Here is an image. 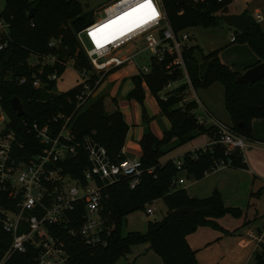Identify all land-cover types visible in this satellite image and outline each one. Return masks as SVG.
I'll return each instance as SVG.
<instances>
[{
  "label": "trees",
  "instance_id": "trees-1",
  "mask_svg": "<svg viewBox=\"0 0 264 264\" xmlns=\"http://www.w3.org/2000/svg\"><path fill=\"white\" fill-rule=\"evenodd\" d=\"M161 2L169 25L173 31L178 32L190 27L209 28L219 25L222 22L220 15L230 12L228 7L232 0ZM31 7H34V13L32 17H28ZM0 18L6 24V32L0 34V43L6 44L0 49V102L8 117L7 126L15 132L16 142L12 156L17 160L26 161L31 154L38 152L41 145L32 124L41 126L49 123L57 130L63 120L58 118V121L54 122L52 119L64 115L69 118L67 127L79 145L75 155L59 163L63 173L79 182H85L84 171L91 167L83 147L85 138L103 146L109 162L116 163L126 158L122 147L128 124L121 111L115 108L108 112L104 95L90 99L91 95L78 104L76 94L79 85L56 93V80L49 81L46 78L47 74L54 70L60 76L69 60L78 72L86 71L93 78H97L76 37L78 31L93 21L92 16L82 13L79 1L4 0ZM233 36L232 42L246 43L251 47L257 56L256 63L264 62V30L260 24L255 23L243 33L233 31ZM53 39L58 41V44L49 46ZM219 50L203 53L197 44L184 48L181 55L185 71L195 91L207 88L216 81L222 84L225 108L231 119L229 126L234 133L248 140L253 135L252 120L264 118V78L252 84L235 82V77L240 72L220 61ZM31 55L38 59L53 56L56 62L54 65L44 66L41 70L40 63L30 64ZM149 65L148 73L131 76L134 87L127 95L128 99L134 98L141 102L143 117L145 110L142 104L144 94L141 80L145 81L150 92L156 94L170 83L185 78L175 55H164L161 59L151 57ZM113 70L100 73L106 77ZM34 76L41 79L40 87L32 85ZM187 85V82L180 83L166 91L164 96L156 98L161 112L170 122V129L158 138L146 128L139 140V163L143 169L140 182L131 189L128 178L123 176L107 185L101 179L95 178L102 194L99 214L105 225L110 227L106 236L107 242L105 245L89 246L79 235L64 236L65 249L69 254L68 264H113L120 257L129 254L135 244H147V249L156 252L162 258L163 264H198L196 250L188 245L186 235L194 232L199 226L222 230L215 221L216 218L226 213L236 216L240 214L238 209L224 205L216 189L208 197H190L184 187L174 183L179 171L200 180L206 173L220 166L248 169L242 152L238 149L226 153L222 144L211 143L203 148L185 152L180 157V168H177L174 159L160 161L165 153L161 146L172 139L176 142L173 146L184 143L198 133L213 134V139H217L216 130L212 125L199 122L196 114L199 107L197 101H184L182 92ZM14 96L20 100L23 114L18 115L11 108L10 100ZM148 169L151 171L148 172ZM261 191L262 189H258L254 194L259 195ZM156 199H162L167 206L163 217L160 220H148L146 231L143 233H124L122 228L126 216L137 210H144L147 204ZM0 205L11 206L1 191ZM181 207H192L196 209V213L184 214L179 218L174 210ZM71 214L77 218L72 227L77 228L83 216L81 205L75 204ZM10 245L11 236L3 230L0 222V264H38L36 252L32 247L28 246L25 252H10ZM254 264H264V248L255 254Z\"/></svg>",
  "mask_w": 264,
  "mask_h": 264
},
{
  "label": "built area",
  "instance_id": "built-area-1",
  "mask_svg": "<svg viewBox=\"0 0 264 264\" xmlns=\"http://www.w3.org/2000/svg\"><path fill=\"white\" fill-rule=\"evenodd\" d=\"M144 2L145 0H114L103 7L101 18L93 19L76 33L89 63L93 70L99 73L115 70L125 64H134L137 73H148L150 62L138 66L135 61L136 56L144 50L151 54L150 58L161 59L164 55H175L176 62L179 63L190 85L181 55L183 49L191 45L190 35L186 29L178 32L172 30L161 0H151L159 13L155 20L136 27V17H129L110 28L103 29L93 37L92 33L97 29L108 25L110 21H116L118 17L124 16ZM254 17L256 23L264 24V14H257ZM129 27L132 28L131 31H128ZM121 31L124 32L123 35H120ZM5 32L6 24L0 18V34ZM230 37L234 39L233 31ZM97 41L101 47H97ZM140 41L144 44L143 48L137 47ZM57 44L58 41L54 39L49 42V46ZM5 45V42L0 43V49ZM55 62V57L43 56L42 59L36 58V61L30 64L40 63L42 70L44 66L54 65ZM79 74L81 80L76 101L81 104L92 95L100 79L93 78L86 71ZM58 77L56 70L46 76L49 81L57 80ZM173 84L170 83L168 86ZM32 85L40 87L41 79L34 76ZM197 103L199 104L198 101ZM201 108L203 114H197L199 122L212 125L216 130L217 139L211 143L222 144L226 153L236 149L242 152L248 148L249 141L244 136L234 133L229 125L213 117L203 106ZM58 118L63 121L57 130L49 123L41 126L32 124L41 148L31 154L26 161L17 160L12 156L16 142L15 132L8 128V117L0 102V191L11 204L10 207L0 205V222L3 230L11 236L9 251L25 252L28 246L32 247L36 252L38 264H68L69 254L65 249L64 236L79 235L89 246L105 245L110 227L105 225L99 214L102 194L95 178L102 181L103 178H107L108 184H111L123 176L128 178L129 188L132 189L140 182L143 171L138 159L126 157L116 163L109 162L105 148L90 138H85L83 147L91 167L84 171L85 182L71 178L63 173L59 163L75 155L79 143L75 141L67 127L69 118L59 115L52 121L57 122ZM175 164L180 168L181 160H177ZM150 171L148 169V172ZM183 182L181 178L174 181L176 184ZM75 204L81 205L83 210L82 221L77 228L72 227L77 221L71 214ZM146 212L152 214L153 210L147 208Z\"/></svg>",
  "mask_w": 264,
  "mask_h": 264
},
{
  "label": "rangeland",
  "instance_id": "rangeland-1",
  "mask_svg": "<svg viewBox=\"0 0 264 264\" xmlns=\"http://www.w3.org/2000/svg\"><path fill=\"white\" fill-rule=\"evenodd\" d=\"M77 1L81 4L83 14L92 16L94 20H98L103 16V7L114 0ZM233 1L234 0H232V2ZM253 1L255 5L259 4L258 0ZM240 3L243 4L244 0H239V3H232L229 5V11H234L235 7ZM3 7L4 0H0V11ZM261 27L264 28V24H261ZM231 30H233L232 27L220 22V24L215 27H190L186 29V32L190 35L191 45L197 44L203 53L220 48V61L229 65L232 69L243 73L250 67L248 60L252 57L251 53L253 51L248 44L229 42ZM137 47L143 48L144 44L140 41ZM150 56L151 54L147 50H144L141 54L136 56L135 61L138 66L148 64L150 62ZM35 61V56L31 55L29 57V62L34 63ZM131 66L135 67L134 64ZM79 75V72L74 69L72 61H67L66 69L56 80L54 91L59 93L78 85L81 80ZM95 75L98 79L103 80L90 99L104 95L105 108L110 112L117 108V99L116 96H112L111 83L107 81L109 75L105 77L103 73L99 72H95ZM129 79H126L123 83H115L113 85L118 92V99L122 101L128 100L127 95L130 90ZM184 82H187V78H183L175 83L180 84ZM103 83H105L104 88L102 87ZM169 89H171V87H166L156 94L149 92L145 100L143 99V106H145L146 101L150 102L153 97L156 100V98L163 96ZM182 97L185 100L187 98L195 99L198 97L213 116L217 117L223 123L231 125V119L224 104V89L220 82H213L207 88L197 89V91H194L192 86L188 84L182 92ZM130 100H134L138 103L140 110H142L140 101L134 98ZM198 106L196 114H203L201 113V104L199 103ZM162 118L167 119L164 114H162ZM209 140V134L198 133L194 134L191 139L184 143L173 146L176 142L172 139L170 142L161 146V149H163L165 153L160 159H174L176 162L185 152L203 147L208 144ZM178 178L184 180L181 186L186 189L189 196L206 197L216 189L220 193L225 206L234 207L240 212L237 216L226 213L221 217L218 223L225 230V233L223 232L222 235H218L219 233L211 227L198 228L196 231L186 235L188 245L196 250L195 256L198 264H253L252 254L253 251L258 250V248L255 242L248 243L246 246L242 245L241 241L242 238H244L243 234L248 229L247 224H245L244 227H242V225L244 219L246 222L250 221L253 227H261L263 225L261 216L264 214V185H260L259 181H255V183L251 184V177L249 181H247V178H244L241 172L232 170V168H217L214 172L209 171L201 180H196L191 176H187L184 171H179L177 174V179ZM260 187H263V192L261 191L258 196L254 193L258 189H261ZM147 208H152L154 214L148 215L146 212ZM166 210L167 206L164 201L162 199H156L150 204H147L144 210H137L127 215L122 230L124 233L128 231L143 233L146 231L147 221L161 219ZM145 248L146 244H135L131 247V251L127 256L120 257L113 264H163L162 258L156 252Z\"/></svg>",
  "mask_w": 264,
  "mask_h": 264
},
{
  "label": "crops",
  "instance_id": "crops-1",
  "mask_svg": "<svg viewBox=\"0 0 264 264\" xmlns=\"http://www.w3.org/2000/svg\"><path fill=\"white\" fill-rule=\"evenodd\" d=\"M253 2H254L253 0H244L243 4L241 3L238 4V6L235 7L234 11H231L229 13H244V14H251L253 16H256L257 14H264V0H258V3H259L258 5H255ZM232 3H239V0H234L233 2H231V4ZM232 31L233 30H231V32ZM229 42H232L231 37L229 39ZM217 49H220V48H217ZM218 56H219V53H218ZM251 56L252 57L249 58L248 62L250 66H253L257 62V56L255 55L254 52L251 53ZM135 74H137V70L135 67H132L131 65H125L123 67L116 68L108 76L107 81H110L111 83V91L113 92L112 96L113 97L116 96V99H117L116 107L121 111L125 122L128 124V130H127L124 144L122 147V152L128 158L139 160V157L141 155V148L139 145V140L141 139L146 128H148L156 137L161 138L164 131H168L170 129V122L168 119L162 118L163 113L161 112L159 105L157 103V100H155L154 97L151 99L150 102L146 101L145 106H144V110H145L144 117H143L142 110H140L138 103H136L134 100L128 99L127 101H122L121 99H118V92L116 90V87L115 86L113 87V85L115 83L116 84L121 83V82L123 83L126 79L130 78L129 88L131 90L134 87V84L131 80V76ZM104 85L105 83L102 84L103 88H104ZM177 85L178 84L174 83L173 85H170L167 87H171L172 89L176 87ZM141 87L143 90L144 100H145V97L149 94L150 90L144 80H141ZM186 100H190V98H187ZM195 100H197L201 104V106H203L210 113L209 109L198 97H196ZM202 112H203V109L201 110V113ZM252 131H253L252 138L248 139L249 146L247 149L242 151V156L248 166V169L232 168V170L241 172L244 178H247V181H249V178L251 177V184L255 183V181H259L260 185H264L263 184L264 183V118H256L252 120ZM212 141H214L213 134L210 135V140L208 144H206L205 146L209 145ZM203 147H200V148H203ZM189 151H193V150H189ZM166 160L168 159H165V160L160 159L161 162H165ZM218 168L228 169L230 167L220 166ZM216 170L217 169L212 170V171L214 172ZM260 188L263 190V187H260ZM190 197H194V196H190ZM198 198H203V197H198ZM152 214H154V211ZM152 214H148V215H152ZM220 219L221 217L215 219L217 224L222 228V230L214 229L217 231V233H219L218 235H222L223 232L225 233V230L223 229V227L218 223ZM261 219L263 221V225L261 227H253L251 222L250 221L246 222L245 219L242 225V227H244L245 224L248 225V229L243 234L244 238H242V241H241L242 245L246 246L248 245V243L255 242L258 248V250H254L252 254L253 264L255 263V254L262 251L264 248V242L262 241L264 240V214L261 216ZM202 227H209V226H199L198 228H202ZM259 238H262V240H259ZM147 247L148 245L146 244V248Z\"/></svg>",
  "mask_w": 264,
  "mask_h": 264
},
{
  "label": "water",
  "instance_id": "water-1",
  "mask_svg": "<svg viewBox=\"0 0 264 264\" xmlns=\"http://www.w3.org/2000/svg\"><path fill=\"white\" fill-rule=\"evenodd\" d=\"M33 13L34 7H31L28 12V17H32ZM220 19L224 24L232 27L233 31H238L240 33L245 32L256 23L253 15L244 13H224L220 15ZM261 78H264V62L256 63L255 65L247 68L243 73L238 74L235 77V82L252 84ZM10 105L18 115L23 114V107L18 97H12ZM103 181L105 184L109 183L107 178H103ZM174 213L177 217L181 218L184 214H195L196 209L192 207H181L175 209Z\"/></svg>",
  "mask_w": 264,
  "mask_h": 264
},
{
  "label": "snow or ice",
  "instance_id": "snow-or-ice-1",
  "mask_svg": "<svg viewBox=\"0 0 264 264\" xmlns=\"http://www.w3.org/2000/svg\"><path fill=\"white\" fill-rule=\"evenodd\" d=\"M159 13L157 12L154 5L151 3V0H145L144 3L137 5L135 8L131 9L130 12H127L122 17H118L116 21H110L108 25L102 26L101 29H97L96 32L92 33L93 37H96L98 32L103 31V29L110 28L118 22L125 20L129 17H136L135 26L140 27L142 24H146L152 20H155L158 17ZM132 28L129 27L128 31H131ZM124 32L121 31L120 35H123ZM102 45L97 41V47Z\"/></svg>",
  "mask_w": 264,
  "mask_h": 264
}]
</instances>
